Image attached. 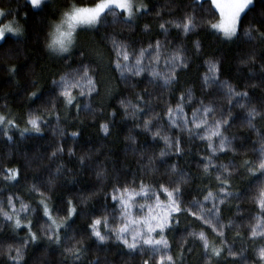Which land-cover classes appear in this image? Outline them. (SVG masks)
Returning a JSON list of instances; mask_svg holds the SVG:
<instances>
[{"label": "snow or ice", "instance_id": "6c2138e0", "mask_svg": "<svg viewBox=\"0 0 264 264\" xmlns=\"http://www.w3.org/2000/svg\"><path fill=\"white\" fill-rule=\"evenodd\" d=\"M150 16L155 20L140 24ZM118 27L139 29V36ZM203 35L238 50L233 76L224 74L222 54L206 52ZM29 44L59 70L45 76L46 68L36 74L35 65L25 66L28 105L20 119L0 98V161H9L0 163V264H49V256L50 264H187L193 251L199 264H264V3L0 6V57ZM194 66L195 80L182 84ZM6 73L15 82L19 69ZM97 112L99 146L83 145L88 125L80 117ZM237 127L248 134H234ZM114 130L123 136L120 155L109 143ZM37 140L46 146L21 150ZM128 154L135 170L122 162ZM192 155L200 175L182 166ZM237 179L250 182L237 191Z\"/></svg>", "mask_w": 264, "mask_h": 264}, {"label": "trees", "instance_id": "16d2710c", "mask_svg": "<svg viewBox=\"0 0 264 264\" xmlns=\"http://www.w3.org/2000/svg\"><path fill=\"white\" fill-rule=\"evenodd\" d=\"M55 2V0H54ZM153 2H157V0H153ZM159 3H164V0H158ZM261 3H264V0H258V8ZM23 5V0H10L9 4H4L0 5L2 7H5L6 9L8 7H11L12 9H16L18 7L22 8ZM175 14V13H173ZM23 17V10L20 12V16L17 17L22 18ZM8 19H12V17H9L7 19H4L2 22L7 23ZM155 20L154 16H150L147 18L146 21L140 22L142 25L144 22H152ZM116 31L123 32L125 36H130L132 39H136L139 36V29H135L133 31H129L126 28H120L118 27ZM175 33H173L174 35ZM204 44H205V50L209 54H215V55H220L222 54L224 56V65H223V71L226 76H233L234 71L237 65V49L235 47L232 48H222L219 45L216 44L214 39L211 36L203 35L202 36ZM82 40L87 44L91 42L92 40L99 41L100 37H83ZM103 46V45H101ZM7 53V49L5 50V54ZM15 65L19 69V74L16 77V81L14 82L10 76L7 75L6 73V68L9 66ZM26 65H35L34 67V72L36 74H40L42 68H46L47 70L44 72V75L47 76L53 71H58L59 68L56 65H52L50 61H47L43 54L41 52L36 51V46L33 44H29L24 48V51L22 53L16 54L14 53L12 58H6V57H0V98H7V107L11 108L14 113H16L17 118L20 119L25 115L28 101L26 97L22 98V89L26 86L27 80H28V73L26 69ZM196 76V69L195 66L193 67L192 72L188 74L187 77L182 78V84L184 81H192L195 80ZM33 79L35 76L32 77ZM17 82L18 85L17 86ZM122 87V86H121ZM197 90H198V85H197ZM46 91V89H45ZM259 95V93H257ZM35 107H40L41 111H43V107L39 104L34 105ZM5 100L0 99V111H5ZM106 114V113H105ZM83 122L88 125V127L84 130L83 136L81 138V144L83 145H96L97 147L99 146L98 142V123L103 121V117L99 112L95 114V116H90L87 114H82L80 117ZM68 131L75 130L72 127H68ZM233 133L236 135H247L248 130L243 127H237L234 128ZM46 137H50V133L46 132L45 133ZM254 138V137H253ZM110 144H115V151L117 152V155H120L121 152L120 150L124 147V142H123V136H118L117 130H114L112 139L109 141ZM141 143H143V140L141 139ZM199 143V142H198ZM46 146L45 142L43 140H37V141H27L26 143L20 145L21 150H27L29 153H34V150L37 148H42ZM193 153L196 152V148L193 146L192 149ZM0 152H3V147L0 146ZM251 154H249V157ZM191 163L182 166H185L188 168V170L193 174V175H200L201 170H198L195 165V161L198 159L197 156L192 155L188 158ZM239 160L240 157H237ZM125 165V167L135 170V159L131 154H128L126 158L123 159L122 161ZM0 163L4 164L5 166L8 165L9 161L8 160H3L0 161ZM223 163H228L227 160H224ZM36 172L30 170L28 172L29 176L35 175ZM238 175V174H237ZM85 181H87V177L83 178ZM250 182L249 179H237L236 183L239 186L237 188V191L242 190L248 183ZM193 190L196 187V184L194 183L192 186H190ZM202 198V197H201ZM96 199H101L100 197H97ZM95 201H90L88 207H91L92 203ZM242 208L246 207H251L250 204H241ZM225 216V222H227V219L230 216V213L225 211L224 213ZM237 222H239L240 217H233ZM86 220H81L79 221V225L83 227L86 224ZM184 229L183 223L181 224L180 228L177 230V234L175 236V245L178 246L180 243V232H182ZM241 233L243 234L244 228L239 229ZM233 236H235V233H229V239H231ZM187 247V245H185ZM236 247L239 248L240 245L239 243L236 244ZM37 255H42L41 253H37ZM92 258H95V253H90ZM110 259H116L115 255H110ZM54 257H46V260L49 262L52 261ZM130 264H135L134 261L130 262ZM187 264H199V255L196 251H193L191 253H188V261Z\"/></svg>", "mask_w": 264, "mask_h": 264}]
</instances>
